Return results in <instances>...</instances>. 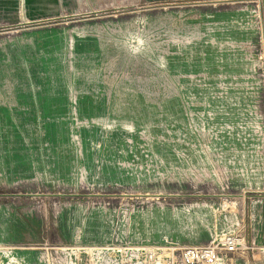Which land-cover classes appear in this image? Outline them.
<instances>
[{
    "label": "rangeland",
    "instance_id": "1",
    "mask_svg": "<svg viewBox=\"0 0 264 264\" xmlns=\"http://www.w3.org/2000/svg\"><path fill=\"white\" fill-rule=\"evenodd\" d=\"M262 199L264 0H0V242L20 263L237 232L252 248L225 264H264Z\"/></svg>",
    "mask_w": 264,
    "mask_h": 264
},
{
    "label": "built area",
    "instance_id": "2",
    "mask_svg": "<svg viewBox=\"0 0 264 264\" xmlns=\"http://www.w3.org/2000/svg\"><path fill=\"white\" fill-rule=\"evenodd\" d=\"M23 245L10 242H0V264H22L13 254ZM36 246L37 248H41ZM65 246V245H64ZM58 250L60 247H57ZM252 248L248 245L242 233L228 232L220 240L195 244L172 241L169 244L141 243L130 253L131 264H225L228 254L238 253ZM69 249L68 246L63 250ZM6 257V259L4 258ZM58 264H92V256L80 258L71 253L56 255Z\"/></svg>",
    "mask_w": 264,
    "mask_h": 264
},
{
    "label": "crops",
    "instance_id": "3",
    "mask_svg": "<svg viewBox=\"0 0 264 264\" xmlns=\"http://www.w3.org/2000/svg\"><path fill=\"white\" fill-rule=\"evenodd\" d=\"M251 242L264 247V199L253 203L251 209Z\"/></svg>",
    "mask_w": 264,
    "mask_h": 264
}]
</instances>
